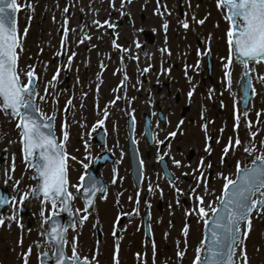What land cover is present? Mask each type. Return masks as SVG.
<instances>
[{
	"label": "flooded vegetation",
	"instance_id": "obj_1",
	"mask_svg": "<svg viewBox=\"0 0 264 264\" xmlns=\"http://www.w3.org/2000/svg\"><path fill=\"white\" fill-rule=\"evenodd\" d=\"M182 3L177 13L184 11ZM17 4L27 40L46 42L47 74L55 77L47 89L64 95L59 129L62 139L68 132V185L80 249L93 243L97 264H148L146 255L159 264L166 253L173 264H194L205 227L193 211L201 206L197 197L209 219L227 179L260 157L253 128L243 147L254 101L245 108L239 91L228 92L223 62L207 55L210 49L199 56L169 54L165 0ZM2 145L0 133V150ZM14 174L4 168L0 174V187L9 179L12 194L9 209L0 212L2 226L12 209L18 222L25 218L21 204L35 215L30 197L16 201ZM93 183L105 191L91 196L89 207L84 190Z\"/></svg>",
	"mask_w": 264,
	"mask_h": 264
},
{
	"label": "snow or ice",
	"instance_id": "obj_2",
	"mask_svg": "<svg viewBox=\"0 0 264 264\" xmlns=\"http://www.w3.org/2000/svg\"><path fill=\"white\" fill-rule=\"evenodd\" d=\"M217 6L227 8L225 19L230 22V29L227 32L230 55L228 64L225 67L227 68L232 63L231 53L234 49L237 54L236 58L248 69L245 76L248 77V85L250 86L251 77L249 73L251 69L248 67L249 63L264 62V0H217ZM19 7L17 0H0V110L18 118L17 127L21 129L25 158L31 157L36 161L33 167L39 173L41 185L39 189L33 190V194L42 192L45 201H52L53 208H55V201L63 197V208L61 210L68 211L69 201L74 199L72 193L67 190L68 155L63 144L56 140L54 133L51 131L52 124L42 122L36 115V113H39L40 116H43V113H40L35 105L34 97L37 93L33 87L35 82L34 70H29L26 73L27 84L21 81L18 70V49L21 48V42L13 13ZM199 23L203 24L204 21L201 20ZM109 27H112V25H109ZM164 27L166 28L167 25ZM183 27L187 29L189 27L188 23L184 22ZM225 75L229 78L228 84L231 86L230 73L226 72ZM260 79L264 80V76ZM191 94L190 92L189 96ZM105 116H107V113H105ZM45 120L52 121L54 116L46 117ZM98 123L102 125L104 121L101 120ZM175 134L171 133L173 136ZM64 139L65 141L68 139L67 131L64 132ZM240 143L239 140H236L237 145ZM72 159H75V157H72ZM258 159L264 161V155L258 157ZM176 163L179 165L180 162L176 161ZM252 163L255 165L256 161ZM84 167L88 166L84 165ZM80 179L83 181L84 176H81ZM229 186H231V191ZM83 187V184L77 186V191ZM104 191V188L97 187L95 183L91 188H85L84 195L88 198L89 207L93 203L91 196L96 192ZM256 193H260L261 198H256ZM224 196L228 198L220 201L223 213L218 208H211L215 219L211 222L210 251L214 258H221L222 264H234V249L237 246V237L242 231V224L245 225L244 236L246 237L252 228L250 214L253 213L254 209L264 214V164L245 169L239 183L227 179L224 185ZM197 199L201 206L198 209H193V211L203 217L204 223L208 225L207 217L209 213L202 206L204 199L202 196L197 197ZM0 202L8 203L2 196H0ZM54 215H58V213H54ZM188 215H191V213H188ZM86 218V216L82 217V219ZM2 223L3 220H0V224ZM64 231L66 230H61L59 225H54L51 229L52 234L61 245L65 242ZM184 232L187 234V227ZM207 239L206 236L205 240ZM226 241H231V244L225 252ZM199 251L201 249H197V252ZM242 251L244 252L243 264H247L246 250ZM62 255L63 251L61 250ZM179 255L183 256V253H179ZM69 259L74 264H81V258L75 248H73L72 256ZM200 260L201 257L197 255L194 264H200ZM25 264H27V261H25ZM57 264H64V261L57 257ZM83 264H88L87 258H84Z\"/></svg>",
	"mask_w": 264,
	"mask_h": 264
},
{
	"label": "rangeland",
	"instance_id": "obj_3",
	"mask_svg": "<svg viewBox=\"0 0 264 264\" xmlns=\"http://www.w3.org/2000/svg\"><path fill=\"white\" fill-rule=\"evenodd\" d=\"M165 9L172 7V9H175L178 11L180 8V1L179 0H165ZM195 1V7L192 5L191 1L189 0V4L193 6V10L191 8H188L187 4L184 5V11L186 12V17L190 21V33H184L183 31H180L179 34H176L178 31V28L180 30L184 29L183 23L181 22L177 16H174L173 13L171 15L165 16L164 25H167L170 29L174 26V29H172V36H168V40L165 42H178V45L185 47L186 44L184 42H188L192 44V42H202L203 44L205 42H208L209 45L213 48V44L215 43L214 51L217 54H220L223 58L227 54L230 53L229 51V44H228V37L227 32L229 31L228 26V20L225 19L226 12L224 8L217 6V0H194ZM197 6V8H196ZM198 12H200V17H198ZM197 20V21H196ZM203 20L204 23L201 24L199 21ZM196 21V22H195ZM195 22V23H194ZM194 23V24H193ZM167 28V27H166ZM20 33V42H21V48L19 49L20 52V78L21 81L26 84L27 82V76L26 73L29 70H34V72H38L39 74V89H38V97H37V107L43 113L45 117H47L50 112L54 109L53 108V100L56 99L58 102V106L60 107L61 100L63 98L62 95H59L58 93L51 94L48 90L47 93V79H46V69L45 64L37 63L35 64V61L37 60L34 54L39 53V47L43 45L46 46V42H29L26 38V34L24 31V28L21 27V30H19ZM212 42V43H211ZM172 49H174L173 43L171 44ZM186 49H192L191 47H186ZM185 49V50H186ZM202 49L204 48L199 46L198 49V56L202 54ZM214 56L216 58V55L214 53ZM36 59V60H35ZM35 60V61H34ZM218 62L222 61V59L219 57ZM34 61V65H33ZM227 62L223 63V70L226 72H229L232 74L233 66L235 68L233 69L234 72L232 74L231 78V86L228 84L227 76L225 75L224 81L226 82V85L228 87V92H231L233 95L236 94L239 91L237 82H236V75L234 73L237 72L238 77L239 73L242 70L240 62L236 60H232L231 64L226 68L225 65ZM31 66V67H30ZM252 79L253 84L256 89L257 97L256 102L254 104V110L251 115H254V120H250L248 124H245L243 126L244 132V142L243 147H245V140L248 139L249 133L252 131L250 129H254V131L257 132L259 135V149H261V152L259 155L261 156V153L264 149V80H261L260 77L264 76V65L259 63L252 65ZM231 76V75H230ZM57 113L60 115L59 108L57 107ZM248 130H250L248 132ZM0 133L2 134V139L4 145L3 148L7 149L9 152V159L7 164L4 167V172L8 173L11 172L12 169L15 170L14 178H15V184L18 186V189L14 190L16 201L18 200H26L28 199V196L30 194V188L33 186L34 179L29 172L30 170L27 168V166L23 163L21 160V154H20V143H21V134L18 131L17 127V119H10L5 117L0 113ZM250 136V135H249ZM74 154L72 153V156ZM70 155V159H71ZM8 171V172H7ZM30 176H29V174ZM8 175V174H6ZM75 173L73 174V179H75ZM24 179L28 180L30 185L28 188H24L21 186ZM71 190H73V187H71ZM34 206L35 210V216L37 220L36 227H42L45 226V218H47L48 214L50 212H56L57 207L55 208H47L46 213L44 216H40L39 209H40V203L35 202L32 207ZM75 207V203H74ZM262 219L264 221V214H260L259 218L256 219V222ZM6 223H13L17 222L16 218V212L14 209L10 212L9 216L5 218ZM261 222H258V224ZM79 227L83 226L86 228L88 225L92 226V223L89 224V222H80ZM5 227V224L3 225ZM3 226L0 224V233H2ZM35 227V228H36ZM78 227V229H79ZM20 228V223H18L17 229L13 230L10 228H7L6 234L8 239L2 242V238L4 236L3 234H0V264H13V261L15 260V264H19V259L21 258L20 264H25V261H27V264H37V256L35 252L34 245L40 244L42 242L43 237L40 238L39 231H35L32 235H23L25 231L24 228H21L20 235L18 234ZM34 229V228H32ZM31 231L30 233H32ZM90 233V231H88ZM27 233V232H26ZM89 240L90 236H86ZM78 239V231L73 232L70 234L68 239V249H69V255L72 252L73 248L78 250V252L82 255V258H87L91 264H96L97 261L94 255V250L92 249L93 243H85L82 249L78 246V242H76ZM243 244L240 246L237 254V263L243 264V258L244 253L243 249L246 250L247 253V264H264V224L261 223L258 226L253 225L251 228V231L247 234L246 237L243 239ZM18 245V253L14 255L16 250V245ZM13 245H15L13 247ZM96 247L95 245H93ZM101 246V245H100ZM148 248H151L152 245H148ZM6 247L9 249L7 251V254L10 253V255H7V259L2 258V254L4 253L3 249ZM12 247V248H11ZM14 248V251L12 250ZM147 248L148 252L149 249ZM6 249V250H7ZM170 254L173 256V252H170ZM12 256L14 260L12 259ZM146 259L148 261V264L152 263V259L149 255H146ZM104 263V262H103ZM159 264H173L171 260V256L166 253V258H163L159 260Z\"/></svg>",
	"mask_w": 264,
	"mask_h": 264
},
{
	"label": "water",
	"instance_id": "obj_4",
	"mask_svg": "<svg viewBox=\"0 0 264 264\" xmlns=\"http://www.w3.org/2000/svg\"><path fill=\"white\" fill-rule=\"evenodd\" d=\"M15 19L17 20V10L15 11V13H13ZM237 55V54H236ZM247 70V69H246ZM245 86H248V88H250V86L248 85V79H247V83L245 84ZM33 87L35 88V82L33 84ZM36 97V96H35ZM35 97H34V100H35ZM5 112V111H4ZM10 115V114H8ZM37 117L39 119H41L42 122H48V123H51L52 124V128H51V131L54 133L53 131V120L52 121H46L44 120L39 113H36ZM52 117V116H51ZM47 131V130H46ZM56 138V137H55ZM23 153H24V158H25V151H24V145H23ZM2 159L4 160L5 159V156H2ZM25 160H27L32 168H34L35 172H36V177L37 179L39 180V184L37 186L36 189H39L40 185H41V179L39 177V173L37 171V169L35 167H33V164L36 163L35 160H33L31 157H29L28 159L25 158ZM261 164H264V162H259V164H256L254 167L256 166H259ZM244 174V171L240 173L239 175V178H238V183H239V179L240 177H242ZM229 190L231 191V187L229 188ZM40 196L43 197V200L44 199V196H43V193L42 192H39L38 194H35L34 197L35 198H39ZM228 197H225L224 199H227ZM63 197H60L58 198L57 200H61L63 201ZM51 201V200H50ZM52 202V201H51ZM218 209H220V212L223 213V208L222 206H220ZM62 211V210H61ZM66 212L68 211H62L61 214H58L56 216H54L51 221H50V229L48 231H46V235L48 237V239L50 241H53L55 244H56V251H55V254L54 256H51V255H43L42 258H41V264H57V257H59L60 259H62L64 261V264H71L70 261H67L64 257V243L63 245L59 244L55 238V236L52 234L51 232V229L54 225H59L61 227V230H67L68 227L70 226H73V223L71 221H68V222H65L63 219V217L66 215ZM215 219V215L212 219V221ZM62 220V221H61ZM211 221V222H212ZM211 222L208 226V230H207V237L208 239L205 241V245H206V257L207 259H204L203 261H200V264H206L207 261L210 260V258L212 257V260H213V263L214 264H222V261H221V258L220 257H213L212 256V252L210 251L211 249ZM65 234H66V231H64V237H65ZM240 238H241V233L239 234V236L237 237V244L239 243L240 241ZM231 244V241H226L225 242V252L227 251V247ZM61 250L63 251V255L61 256ZM236 250V247L234 249V252ZM234 257V255H233ZM233 262H234V259H233Z\"/></svg>",
	"mask_w": 264,
	"mask_h": 264
}]
</instances>
